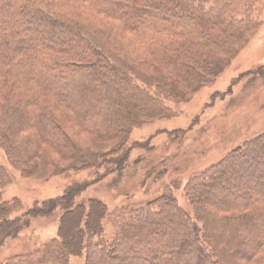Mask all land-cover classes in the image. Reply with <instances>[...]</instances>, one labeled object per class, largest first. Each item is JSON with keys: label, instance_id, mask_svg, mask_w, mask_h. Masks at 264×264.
<instances>
[{"label": "trees", "instance_id": "obj_1", "mask_svg": "<svg viewBox=\"0 0 264 264\" xmlns=\"http://www.w3.org/2000/svg\"><path fill=\"white\" fill-rule=\"evenodd\" d=\"M206 5V0H0V92L5 89V83L17 84L16 81L20 80L31 88L26 91V88L17 89L11 84L7 89L11 97L16 92L17 96L10 105L6 120H2L4 125H11L9 128L15 133L25 127L39 130L44 138L57 140L63 152H70L71 148L76 153L79 148L51 115L52 109L58 112L67 110L73 112V127L89 135L94 142H112L121 138L126 124L132 121L130 106L134 104L129 94L133 89L130 85L134 83L132 76L140 81L144 76L124 61L121 50L128 53L132 49L138 56L161 65L184 89H197L226 67L227 63L219 60V56L233 52L257 28V24L226 16L218 11L217 4L209 8ZM73 6L84 7L86 12L95 16L98 24L87 17L83 21V15L72 9ZM151 6H160L161 9L155 15L146 10ZM168 7H172L170 10L178 8L181 12L170 11ZM119 9L123 13H119ZM139 9L144 10L147 19L140 24L127 18L129 13L134 14ZM68 11L80 17L72 16ZM167 15L171 18L178 16L187 23L170 27L155 24L154 21L162 23ZM194 17L196 21L192 19ZM53 29L65 30L63 37H54L51 34ZM114 31L129 36L132 46L126 49L103 44V40L111 39ZM145 81L142 80L149 90L139 93L141 99L137 103L143 104L148 112L156 113L163 109L165 98L161 95L169 89L153 85L152 80L151 83ZM152 87H157L158 93L151 91ZM45 100L47 105L42 109H33ZM11 119L15 123L9 124ZM128 154L123 143L113 151L117 166L125 164ZM106 157L91 158L83 167H93L97 160L105 161ZM263 162L264 134L235 149L212 169L202 173V180H199L200 174L190 180L186 193L201 214L203 231L197 226V218L168 203V199L162 200L168 203L163 204V209L178 213L171 225L178 227L180 237L176 236L165 244L170 248L180 244L170 252L167 261L174 264L262 263L264 255L257 254L264 248V190L256 196L244 197H240L236 190L232 193V200L222 202L220 206L206 200L205 205L203 198L212 192L220 194L229 187L239 188L243 182L263 178ZM87 185L86 182L78 183L67 191L65 203L68 210L61 216L58 229L62 256L81 255L86 239L90 248L92 238L102 237L101 220L105 217V205L91 199L83 205L84 208L80 204L73 206V196ZM160 212L156 214L163 216L165 210ZM9 215V207L0 203L1 230ZM162 225L150 222L146 234L140 235L143 237L130 238L128 235L123 239L138 248L149 249ZM113 241L106 252H100L102 261L107 253L105 258L119 260L118 264H133L138 252L134 250L136 253L130 259H121L113 252L118 247L115 250L118 253L122 241L116 238ZM90 255L93 257L94 253L90 252ZM160 259L161 256L154 255L147 262L142 260L138 264H158ZM25 260L17 264H27Z\"/></svg>", "mask_w": 264, "mask_h": 264}, {"label": "rangeland", "instance_id": "obj_2", "mask_svg": "<svg viewBox=\"0 0 264 264\" xmlns=\"http://www.w3.org/2000/svg\"><path fill=\"white\" fill-rule=\"evenodd\" d=\"M120 1L123 0H117ZM206 1V8L217 4L218 11L226 16L257 24V28L233 52L219 56V60L227 63L226 67L197 89H184L161 65L138 56L132 49L128 53L121 50L124 61L132 69L144 73L146 78L143 76V81L151 83L152 80L153 85L159 84L169 91L161 95L165 98L163 109L148 112L137 102L141 99V92L146 93L149 89L133 74L134 83L130 84L133 89L129 92L134 99L130 98L134 104L130 106L132 121L126 124L124 135L112 142H94L89 135L80 133L77 127H73V112L67 110L58 112L52 109L51 115L79 148L76 153L71 148L70 152H63L57 140L44 138L39 130L25 127L15 133L9 128L11 125L6 126L2 121L6 120L10 105L17 96L16 92L11 97L7 89L11 84L17 89L26 88V91L31 88L21 80L16 81L17 84L5 83V89L0 92V203L9 207L10 215L7 224L0 229V264H17L23 259L27 264H118L119 260L105 258L107 253L103 261L100 255V252L107 251L115 238L122 241V247L118 253L115 251L118 247H115L113 253L121 259H130L135 250L138 256L131 259L133 264L142 260L147 262L154 255L161 256L158 264H174L167 261L168 255L180 244L176 248L165 244L179 237L178 227L171 225L178 213L163 209V204L168 203L197 218V226L203 231L201 214L186 193L188 183L199 174V180H202V173L212 169L235 149L264 134V0ZM72 9L82 13L83 21L87 17L98 24L95 16L86 12L84 7L73 6ZM160 9V6H151L146 10L156 15ZM170 11L181 12L175 7ZM118 12L123 13L120 9ZM69 14L80 17L77 13ZM129 14L127 18L139 24L147 21L142 9ZM169 16L164 17L162 23L154 22L166 27L187 23L178 16ZM192 19L196 21L195 17ZM51 32L54 37H63L65 30L53 29ZM103 44L126 49L132 46L131 38L117 31L113 32L111 39L103 40ZM156 88L152 87L151 91L158 93ZM45 105L46 100L33 109L38 111ZM13 119L9 124L15 123ZM122 143L129 154L121 167L114 162L116 155L112 153ZM98 156H107V160H97L93 167H83ZM82 182L88 185L73 196V206L80 204L83 207L91 199L102 202L106 209L101 220L103 234L92 238L90 248L86 239L81 255L62 256L58 229L61 216L68 210L65 197L68 189ZM227 189L220 194L212 192L205 196L203 203L206 205V200L220 206L222 202L232 200V193L236 190L240 197L256 196L264 190V175L243 182L239 188ZM166 199L168 203L162 201ZM163 210V216L156 214ZM150 222L163 225L149 249L138 248L123 239L128 235L131 238L146 234ZM90 252L94 253L93 257ZM234 253L237 255L232 251ZM258 255H264V248ZM260 264H264V260Z\"/></svg>", "mask_w": 264, "mask_h": 264}]
</instances>
